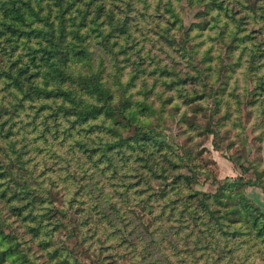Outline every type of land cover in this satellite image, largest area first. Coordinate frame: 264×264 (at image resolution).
Segmentation results:
<instances>
[{
	"label": "rangeland",
	"instance_id": "374dc122",
	"mask_svg": "<svg viewBox=\"0 0 264 264\" xmlns=\"http://www.w3.org/2000/svg\"><path fill=\"white\" fill-rule=\"evenodd\" d=\"M88 1L76 0L66 17ZM102 1L91 0L76 39L91 52L77 74L103 75L113 105L128 102L150 117L147 127L104 112L71 121L55 102L15 98L0 79V146L14 160L13 178L60 210L66 225L55 239L80 264H264L251 243L231 256L224 244L196 245L199 231L185 238L198 216L189 205L196 192L241 188L264 213V0H106L97 15ZM23 42L5 45L8 52L0 43V64L16 72L28 63ZM9 157L0 148L3 167ZM10 177L5 184L18 187ZM0 213L13 225L0 234L19 235L35 264L53 263L18 233L24 229L1 198Z\"/></svg>",
	"mask_w": 264,
	"mask_h": 264
},
{
	"label": "trees",
	"instance_id": "16d2710c",
	"mask_svg": "<svg viewBox=\"0 0 264 264\" xmlns=\"http://www.w3.org/2000/svg\"><path fill=\"white\" fill-rule=\"evenodd\" d=\"M105 3L106 0H103L94 10L97 11V15L103 8L105 9ZM74 4L76 0H0V43H4V49L8 52L5 45L17 48V40L22 37L25 40L23 45H26L23 52L29 51L27 48L31 50L29 62L19 65L16 72L13 65L0 64V79L4 80V88L15 98L31 100L43 98L44 102H55L57 103L55 112H60L71 121L94 119L104 112L111 120L114 119L115 123L125 119L126 122L123 124L128 125L132 119L136 124L147 127L150 117L139 116V111L128 102L113 105V93L103 75L77 74L79 62L87 63L91 58L87 45L76 42V39L80 37V29L88 26L93 2L89 0L85 4L75 6V12L67 18V10ZM108 11L113 23L116 18L114 9ZM123 19L125 23L128 21L126 17ZM36 44L39 45L38 48L35 47ZM22 55L20 54L19 58ZM25 67L27 70L23 75ZM27 91L33 94L32 98L25 95ZM150 127L152 129V125ZM152 137L155 136H150ZM10 142L12 144L9 148L14 150L17 142L16 140ZM0 148L3 155L9 157L8 146L2 145ZM87 155L94 164L98 163V158L94 160L91 152H87ZM9 161L7 167L0 164V198L4 200L9 213L15 217L14 221H18L23 227L24 231L18 233L26 239L25 241H31L33 246L37 244L36 247L47 253L53 261L52 264H80L81 260H73L76 257L74 255L76 250L68 247L65 241L55 239L53 232L66 225L58 215L60 210L46 205V198L40 199L39 194L42 191L37 186H30L27 180L22 184L21 180L25 179L24 177L13 178L14 170L10 167L14 160L9 157ZM6 177H10L9 179L18 187L11 188L8 181L5 184ZM192 180L193 178H189L187 183L190 184ZM196 194H191L194 201L189 202V205L193 210L190 214L198 216L191 220L194 228L187 224L191 232L186 234V239L199 231L194 240L196 245L205 243L207 247L219 245L222 248L224 244L230 247L229 254L233 256L234 250L231 248L251 243L249 247L254 252L264 254V213L241 193V188L236 192L226 187L216 194L207 192ZM230 212L233 214L229 215ZM5 224L13 226L9 218L0 213V228ZM78 236L77 234V238ZM19 238L20 236L12 231L0 234V264H35ZM185 238L183 239L186 240ZM56 243L59 246L56 247ZM172 245L177 246L175 242ZM249 247L246 252L250 251Z\"/></svg>",
	"mask_w": 264,
	"mask_h": 264
}]
</instances>
